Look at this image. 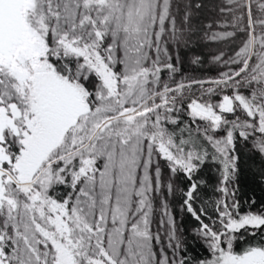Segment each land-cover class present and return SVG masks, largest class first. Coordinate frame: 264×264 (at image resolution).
<instances>
[{
	"label": "snow or ice",
	"instance_id": "6c2138e0",
	"mask_svg": "<svg viewBox=\"0 0 264 264\" xmlns=\"http://www.w3.org/2000/svg\"><path fill=\"white\" fill-rule=\"evenodd\" d=\"M245 166L264 0H0V264H264Z\"/></svg>",
	"mask_w": 264,
	"mask_h": 264
},
{
	"label": "trees",
	"instance_id": "16d2710c",
	"mask_svg": "<svg viewBox=\"0 0 264 264\" xmlns=\"http://www.w3.org/2000/svg\"><path fill=\"white\" fill-rule=\"evenodd\" d=\"M243 35H244L243 33L238 32L237 37L235 39V43L232 44H229V42H219L216 44H212L211 50L215 51L216 48L224 47L225 45H228L229 48H235L236 45L240 43V40L243 39ZM207 50L208 49H205V51ZM189 56L190 54H186L183 51L180 53V58L183 60V64L181 65L182 72H192V68L188 63ZM194 74L197 76H213L216 75V71L212 65H205L203 68H197ZM164 75L165 77L167 76L166 73ZM202 175H205L207 178H209V181L211 182V174L208 173L207 170H205V173H203ZM241 186L242 188L249 189L250 194L251 191L254 190V195L257 197V199L264 198V185H259L254 182L252 174L247 170L246 166H245V171L241 176ZM176 215H177V224L182 230L187 231L194 226L195 221L192 220L186 213L179 211L178 208L176 210ZM188 239H189V251L191 252V254L198 256L206 255L204 249L201 248L199 244L193 245L191 243V237H189Z\"/></svg>",
	"mask_w": 264,
	"mask_h": 264
}]
</instances>
